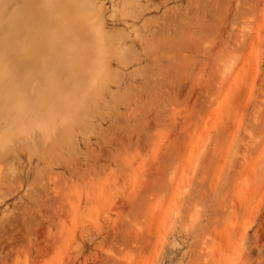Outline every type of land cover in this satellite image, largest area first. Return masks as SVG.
<instances>
[{"label":"rangeland","instance_id":"374dc122","mask_svg":"<svg viewBox=\"0 0 264 264\" xmlns=\"http://www.w3.org/2000/svg\"><path fill=\"white\" fill-rule=\"evenodd\" d=\"M141 1L142 12L106 19L129 63L114 60L120 84L89 101L111 104L66 124L77 147L31 122L35 138L12 144L21 164L0 162V264H264V0ZM116 3L105 0L107 16ZM57 155L64 165L43 167Z\"/></svg>","mask_w":264,"mask_h":264},{"label":"bare ground","instance_id":"6f19581e","mask_svg":"<svg viewBox=\"0 0 264 264\" xmlns=\"http://www.w3.org/2000/svg\"><path fill=\"white\" fill-rule=\"evenodd\" d=\"M154 1H157V0H154ZM107 7L108 6H106L105 0H0V93H1L0 94V115L2 116V119L0 121V160H1L0 162H2V161H3V163L6 162V164L10 167V169L13 168L12 170H10L9 167H7L10 171H13V170H15V168H17V167H15L17 162L20 163V158H21L20 153L18 152L16 147L12 146V144H14L17 141H19V142L22 141V140H18L20 138L18 135L22 136L23 134H25V131L27 129L24 131L23 128L25 129L26 124L31 123V122H33V123L36 122V125L34 127V132H35L34 135L35 134L41 135L43 137L44 134L45 135L46 134H48V135L53 134V136H54L55 134L60 133V132L61 133L64 132L65 134L64 133L63 134L66 135V133L69 131L67 129L69 124H68V126L66 124L69 121H71L72 119H75L74 118L75 115H77L75 117L81 118L82 115L80 114V116H79V113L81 112V110H83V108H85V106L87 104H89L88 106H90L91 108L86 106V110L89 111V109H91V111L93 112L94 110H92V109L96 106V112H97L99 110V107H101V106L105 107L104 104L108 105L107 103H110V104L112 103V102L108 101L110 99L109 97H107V99L105 101L103 98H101V96L96 100V102H94L96 105L93 104L94 106L93 105L91 106L90 103H92V102L89 103L91 98H93L92 95L94 92H96L97 90H98V92L99 91L101 92L102 89L99 90L101 87H104L103 89H106V88L108 89L111 81L120 84L119 74H118V71L116 70L117 67L114 68V65L112 64L113 61L117 60L118 63H121L125 66L127 65V63H129L128 62L129 54H128V49L126 48L127 47L126 46V37L123 36V34H121L119 32H117V33L113 32L112 33V31L106 26V21H107L106 19L108 17L110 18V17H114V16H125V15H133L134 16L136 13H140L143 11L144 5H143L141 0H118V3L113 4L112 11L108 14V16H107V12H106ZM226 14H228V13H226ZM135 17H137V16H135ZM226 22L224 24H226ZM129 28L132 31V33H134V35L139 34V31H138V29L134 23H132L129 26ZM232 67H233V65H232ZM221 70H224V69L221 68ZM226 70H227V68H226ZM234 70H236V69H234ZM236 71H238V70H236ZM231 79H232V77H231ZM230 82H228L227 84L229 85ZM116 83H114V84H116ZM118 84L116 85V87L118 86ZM110 88H112V87H110ZM111 90H113V89H111ZM105 91L107 92V90H105ZM115 91H116L115 89L113 91H111L112 92L111 94H113ZM223 93H224V91H223ZM108 94H110V93H108ZM111 94H110V96H112ZM116 94H117V92H116ZM95 95H97V94H95ZM103 95L105 96L106 94L103 93ZM114 96H116L115 93H114ZM112 98H115V97H112ZM95 99L92 101H95ZM100 99L101 100L103 99L105 101V103L102 104V102L99 101ZM136 99L137 98H135V100ZM98 101L101 103L100 104L101 106L98 105L99 104ZM113 101L115 102V99ZM116 102H115V104H116ZM110 104H109V106H112L114 103L112 105H110ZM87 107L89 109H87ZM113 107H115V106L113 105ZM118 108H120V107H118ZM91 111L88 112V115L91 113ZM134 111H135V109H134ZM83 113L85 114V111ZM101 114H102V112H101ZM88 115L86 114V116H88ZM90 115L94 116V113H92ZM90 115L88 117L91 119H89L87 117V119H89V120H86L83 118L86 122L82 120L83 122L88 123V124H85L82 122L83 124L90 126L89 124H91L90 122L93 120L92 119L93 117L92 116L90 117ZM86 116H85V118H86ZM74 121L72 120V122H74ZM154 122L156 123V119L154 120ZM167 122H168V120H167ZM82 123H78V124H80V127H81ZM163 124H165V123H163ZM83 126L84 125H82V127L80 128L81 130H79L80 133L82 131ZM30 127L31 126H29V128ZM71 127L72 126H70V130H71ZM94 127H93V129H94ZM31 128H33V127H31ZM121 128H122V126H121ZM166 128H168V127H166ZM160 129H162V128H160ZM72 130L73 131H71V133L73 132V134L68 133V135H66L65 137H67V136H68L67 138L70 137L71 139H69V140H73L72 141L73 144L70 141L71 145H74V142H75L76 147H77V144H78L77 140L79 141V138L77 139V137L79 135H77V137H76V135H74V132H75L74 129H72ZM87 130H89V129H87ZM91 130L92 129H90V131ZM30 131H31V129L29 130V132H26V134L29 133L27 135L28 137L31 133ZM32 131H33V129H32ZM116 131L118 132L119 129L117 130V128H116ZM77 133H78V131H77ZM26 134L24 136H26ZM31 135H33V134H31ZM34 135L32 136V138L34 137ZM173 135H175V134H173ZM17 136L19 138H17ZM53 136L51 135L52 138L56 137L57 135H55L54 137ZM155 136H158V135L155 134ZM170 136H172V134H170ZM24 138L22 137L23 141L25 140ZM29 138L32 139L31 136ZM44 138H45V136H44ZM62 138L63 137H61V140H62ZM118 138H119V136H118ZM175 138H176V136H175ZM56 139H54V140H56ZM82 139H84L86 141V143H89L91 140L88 133L87 134L85 133L84 136L82 137ZM122 139H123V137H122ZM26 140H27V137H26ZM30 141H32V140H30ZM34 141L32 142V144L34 143ZM40 141H38V142H40ZM60 141L57 142V140H56L55 143H57V145H58V143H60ZM63 141H64V139H63ZM144 141L145 140H143V142ZM43 142L35 143L33 145V147L35 146V148H36V145L40 144L38 146L44 148V146H46V145L42 146L41 143L43 144ZM47 142H49V141H47ZM66 142H67V140H66ZM21 143L22 144L24 143V146H25V144H27L28 142L26 143L24 141V142H20V144ZM49 143L55 144L54 142L52 143L51 140ZM65 143L64 144L61 143V144H59V146L64 147ZM110 143H112V141ZM114 143L116 144V140L114 141ZM149 143H148V145H149ZM45 144H48V143H45ZM66 145H67V143H66ZM131 145H133V144H131ZM51 146H53V145H51ZM51 146H50V148H51ZM120 146H121V144H120ZM138 146H140V145H138ZM63 147H62V149L67 152L69 148L67 147L65 149ZM74 147L72 146L70 148L74 149ZM101 147H100V149H101ZM103 147H105V146H103ZM141 147H143V146H140V148ZM145 147H149V146H145ZM54 149H55V146H54ZM54 149H53V151H54ZM91 149H89V150H91ZM107 149H108V147H107ZM34 150H37L36 152H38L39 148H36ZM41 150H40V152H41ZM46 150H47V148L45 149V151ZM74 150H76V149H74ZM77 150H78V148H77ZM144 150H145V148H144ZM47 152H46V154H48V157H49L52 153V150L47 151ZM56 154L54 153L55 156H56ZM30 155H32V152ZM71 155L69 154V156H71ZM143 155H145V154H143ZM74 156H75V154H74ZM74 156H71V158ZM130 156L131 155H129V158H130ZM146 156H148V155L146 154ZM27 157L29 158V156H27ZM45 157H43V158L45 159ZM33 158H35V157L33 156ZM51 158H52V156H51ZM55 158H53V161L51 160V162L49 164L47 163V161H45L46 164H48V165L43 163L45 165L43 167L46 168V166H49V168L53 169L55 165H58V166L64 165V163L66 162L64 159H62L63 157L60 158L58 156V158L57 157H55ZM116 158H118V157H116ZM132 158H133V156H132ZM150 158L151 157L149 156V159ZM4 160H6V161H4ZM31 161H32V158L30 157L29 161H28L29 162L28 168L31 167V165H30ZM115 162L118 163V161H115ZM151 162H153V160ZM94 164H95V162H94ZM131 164H132V160H131ZM141 164H143V163H141ZM154 165H152V166H154ZM116 166H118V165H116ZM35 167H38V166H35ZM140 167H141V165H139V168ZM49 168L47 167L48 171L50 170ZM121 168H122V166H121ZM81 172H82V170H81ZM129 172L131 173V171H129ZM49 173H50V171H49ZM155 173H157V172L155 171ZM61 175H63V174H61ZM110 175L108 177H110ZM121 175H123V174H121ZM126 175L127 174H125V176ZM39 176L40 175H38L37 177H39ZM115 176H116V174H115ZM127 177H126V179H127ZM81 178H82V174H81ZM3 179L4 178H2V180ZM131 179H132V177H131ZM32 180H34V179L32 178ZM53 180H55V179H52V181ZM59 180L62 181V178ZM133 180H134V178H133ZM4 181H2V182L5 183ZM9 181H7V184H9L8 183ZM129 182H131V180ZM57 183H58V180H57ZM112 183H114V182H112ZM115 183H117V182H115ZM119 183L121 184L123 182H119ZM83 184H85V183H83ZM123 184H122V186H123ZM130 184H128V185L130 186ZM67 185H68V183H67ZM72 185H74V184H72ZM103 185L104 184H102V186ZM85 186H87V185H85ZM122 186H121V188L124 190L125 188ZM36 187H38V186H36ZM118 187H120V186H118ZM127 187H126V189H127ZM10 188H9V190L11 192L12 189H10ZM128 188H130V187H128ZM71 189H73V188H71ZM110 189H111V187H110ZM114 190L115 189H113V191ZM36 191H37V189H36ZM31 192H33V190ZM102 192H104V191H102ZM110 193H111V191H110ZM40 194H39V196H40ZM124 194H125V192H124ZM70 195H72V194H70ZM108 195H109V193H108ZM119 195H120V193H119ZM5 196H6L5 194H1L0 200L4 199ZM30 197H31L30 199H32V195ZM41 197H42V195H41ZM109 197H107V198H109ZM119 197L121 199V195ZM122 197H124V195ZM35 198H37V197H35ZM62 198H63V195H62ZM37 200H39V199H37ZM19 201H21V200H19ZM53 202H55V201H53ZM28 204H30V203L28 202ZM48 204H46V205H48ZM64 204H66V203H64ZM107 205H109V204H107ZM118 205H119V202H118ZM22 206H24V205H22ZM18 207H20V206H18ZM42 207H43V205H42ZM31 208H32V206H31ZM46 208H45V210H46ZM68 208H69V206H68ZM11 209H10V211H11ZM27 210H29V209H27ZM14 211L12 210V212H14ZM64 214H66V213H64ZM27 215H26V213H24V215L15 216V218H28ZM32 217L33 216H31L30 218H32ZM66 217H67V215H66ZM39 220H41V219H39ZM5 223H6V221H5ZM41 225H43V224H41ZM21 232H22V230H21ZM12 235H14V234H12ZM20 236H22V235H20ZM8 242H10V241H8ZM15 243H16V241H15ZM11 246H13V244ZM0 247H2V246H0ZM40 247H42V246H40ZM39 252H41V251H39ZM44 256H42V258ZM11 257H13V256H11ZM34 262H36V261H34ZM34 262H32V263H34Z\"/></svg>","mask_w":264,"mask_h":264}]
</instances>
